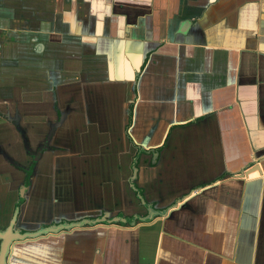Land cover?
Listing matches in <instances>:
<instances>
[{"label":"crops","instance_id":"crops-1","mask_svg":"<svg viewBox=\"0 0 264 264\" xmlns=\"http://www.w3.org/2000/svg\"><path fill=\"white\" fill-rule=\"evenodd\" d=\"M18 203L20 233L108 223L8 264H255L264 0H0V230Z\"/></svg>","mask_w":264,"mask_h":264},{"label":"water","instance_id":"water-1","mask_svg":"<svg viewBox=\"0 0 264 264\" xmlns=\"http://www.w3.org/2000/svg\"><path fill=\"white\" fill-rule=\"evenodd\" d=\"M253 170L260 171L258 165H256L251 169H249L247 173ZM18 212H19V203L16 204L15 211L8 228L4 231L0 230V264H8L14 246L18 242L35 240L49 235H56L63 233L65 231L82 228L84 226H94L100 223L102 224L108 223V220H106L104 217L96 218V219H82L76 222L62 223L58 225L43 227L33 232L20 233L18 231H13V227L18 217Z\"/></svg>","mask_w":264,"mask_h":264},{"label":"trees","instance_id":"trees-1","mask_svg":"<svg viewBox=\"0 0 264 264\" xmlns=\"http://www.w3.org/2000/svg\"><path fill=\"white\" fill-rule=\"evenodd\" d=\"M133 105H134V103H131L129 105L128 115H127L128 119H127V124L125 126V136H126V138L128 139V141L130 143H132V140H131L130 136L128 135V129H129L130 125H131ZM178 126H182V125H178ZM164 145L165 144H163V146L158 148V149L152 150L151 152L156 153V154L159 155L160 152L162 151V149L164 148ZM136 148L138 149V151H137V154L134 157L133 162H132L133 175H132V178H131L130 182H131V189L133 190V192L136 194V196L138 198L143 200V192H142V190L140 188L137 187L135 181H136V177H137V173H138L139 155L141 153H143L144 151H142V149L140 147H136ZM132 222H133L132 220L127 219L124 223H132ZM124 223H123V225H124Z\"/></svg>","mask_w":264,"mask_h":264},{"label":"rangeland","instance_id":"rangeland-1","mask_svg":"<svg viewBox=\"0 0 264 264\" xmlns=\"http://www.w3.org/2000/svg\"><path fill=\"white\" fill-rule=\"evenodd\" d=\"M264 223V220H263ZM260 245L258 247V258L255 264H264V226L261 230Z\"/></svg>","mask_w":264,"mask_h":264},{"label":"flooded vegetation","instance_id":"flooded-vegetation-1","mask_svg":"<svg viewBox=\"0 0 264 264\" xmlns=\"http://www.w3.org/2000/svg\"><path fill=\"white\" fill-rule=\"evenodd\" d=\"M134 159V158H133ZM133 162V161H132ZM139 163H140V160H139ZM139 165V164H138ZM131 170H132V165H131ZM132 175H133V170H132ZM132 178V177H131ZM13 217V216H12ZM17 221V220H16ZM11 222V221H10ZM9 225H10V223H9ZM8 225V226H9ZM15 225H16V223H15ZM14 225V227H13V231H17V229H16V226ZM8 226H7V228H8ZM7 228H5V229H3V230H1V231H4V230H6Z\"/></svg>","mask_w":264,"mask_h":264}]
</instances>
